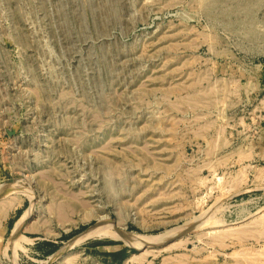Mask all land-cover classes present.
<instances>
[{
    "label": "rangeland",
    "instance_id": "374dc122",
    "mask_svg": "<svg viewBox=\"0 0 264 264\" xmlns=\"http://www.w3.org/2000/svg\"><path fill=\"white\" fill-rule=\"evenodd\" d=\"M10 184L0 264H264V0H0Z\"/></svg>",
    "mask_w": 264,
    "mask_h": 264
},
{
    "label": "bare ground",
    "instance_id": "6f19581e",
    "mask_svg": "<svg viewBox=\"0 0 264 264\" xmlns=\"http://www.w3.org/2000/svg\"><path fill=\"white\" fill-rule=\"evenodd\" d=\"M22 189V188H21ZM23 190V189H22ZM15 191H17V186H14L13 184H10L9 186H6V187H3V188H1L0 189V197H4V198H6V197H8L9 195H11L12 194V192L14 193ZM24 191V190H23ZM208 196V195H207ZM207 196H204V197H202V198H199L198 200H197V206H199V207H201V206H203L205 203H206V201H207ZM4 207L5 206H7V204L6 205H3ZM3 206L1 207V208H3ZM8 209H9V205H8ZM7 209V210H8ZM6 211V209L4 208V211H3V209L1 210V212H5ZM0 212V213H1ZM32 212H33V208H31L24 216H23V218L17 223V226H15L16 227V232H19L20 231V228L21 227H23L24 225V222L27 220V219H29V217L31 216V214H32ZM206 214V216L205 217H207V219H208V216L209 215H207V213H205ZM204 214V215H205ZM203 220H204V218H203ZM209 221V220H208ZM200 222V221H199ZM206 223V222H205ZM219 223V222H218ZM202 224V223H201ZM204 224V223H203ZM23 225V226H22ZM198 225V227H199V223L197 224ZM223 225V224H222ZM215 226V225H214ZM197 227V226H196ZM213 227V226H212ZM217 227H218V225H217ZM205 228V227H204ZM183 232V231H182ZM182 232H180L179 230H173V231H168V232H166V233H162V234H160V235H158V236H153V237H149V236H145V235H132V234H123V235H121L123 238H126V240H128V241H130V242H134V243H139V245L141 246V247H157V246H161V245H165V244H167L169 241H171L172 239H174L175 237H179L180 235H183L182 234ZM91 233V234H90ZM92 233H95L94 231H87V232H85V235H84V237H91V236H93V234ZM17 235H20V233H17L16 235H15V239H17V241H18V236ZM117 236H119V235H117ZM15 242V241H14ZM74 243L75 242H70V246H73L74 245ZM68 245V246H69ZM69 246V247H70ZM69 247H67L66 249H68ZM62 255V254H61Z\"/></svg>",
    "mask_w": 264,
    "mask_h": 264
},
{
    "label": "crops",
    "instance_id": "0c3cea01",
    "mask_svg": "<svg viewBox=\"0 0 264 264\" xmlns=\"http://www.w3.org/2000/svg\"><path fill=\"white\" fill-rule=\"evenodd\" d=\"M3 201H4V199H3ZM5 202L6 201H4V202H0V208L2 207V205H4L5 204ZM9 212H10V210H9ZM9 214V213H8ZM0 216H1V214H0ZM7 233H10V219L7 221V227H6V234ZM37 243V242H36ZM35 243V244H36ZM38 244H40V243H38ZM52 246L54 247V248H52V249H50L46 254L47 255H50L49 253H50V251L51 250H53V249H56V245L55 244H52ZM40 249V245H37V246H35L34 248H33V250H32V253H34V254H36V253H38V250ZM55 252V251H54ZM53 252V253H54ZM52 253V254H53Z\"/></svg>",
    "mask_w": 264,
    "mask_h": 264
},
{
    "label": "trees",
    "instance_id": "16d2710c",
    "mask_svg": "<svg viewBox=\"0 0 264 264\" xmlns=\"http://www.w3.org/2000/svg\"><path fill=\"white\" fill-rule=\"evenodd\" d=\"M106 243L105 244H114L115 242L114 241H105ZM56 249H53V250H51L50 251V253L49 254H52L54 251H55ZM132 250H135V249H132ZM124 253V250L123 251H120V252H118V253H114V255H120V254H123Z\"/></svg>",
    "mask_w": 264,
    "mask_h": 264
},
{
    "label": "water",
    "instance_id": "95a60500",
    "mask_svg": "<svg viewBox=\"0 0 264 264\" xmlns=\"http://www.w3.org/2000/svg\"><path fill=\"white\" fill-rule=\"evenodd\" d=\"M136 248V247H135ZM138 249V248H137Z\"/></svg>",
    "mask_w": 264,
    "mask_h": 264
}]
</instances>
